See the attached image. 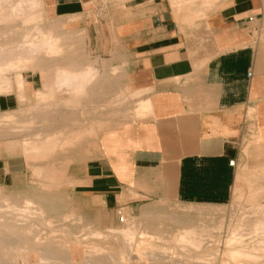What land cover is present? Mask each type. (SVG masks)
I'll return each instance as SVG.
<instances>
[{
	"label": "crops",
	"instance_id": "obj_1",
	"mask_svg": "<svg viewBox=\"0 0 264 264\" xmlns=\"http://www.w3.org/2000/svg\"><path fill=\"white\" fill-rule=\"evenodd\" d=\"M41 2L52 17H83L87 47L120 68L134 98L128 119L70 132L94 135L70 151L62 174L77 209L105 222L118 207L133 213L150 200L229 202L238 163L264 150V0H119L103 13L96 0ZM98 78L97 71L86 93ZM23 80L30 90L43 87L40 105L82 99L66 91L69 97H57L41 74ZM7 94H0L1 112L17 105V94ZM68 114L61 110V122L69 123ZM25 173L22 156L0 152V186Z\"/></svg>",
	"mask_w": 264,
	"mask_h": 264
},
{
	"label": "rangeland",
	"instance_id": "obj_2",
	"mask_svg": "<svg viewBox=\"0 0 264 264\" xmlns=\"http://www.w3.org/2000/svg\"><path fill=\"white\" fill-rule=\"evenodd\" d=\"M184 3L186 2L182 1V4ZM193 3L194 2H192L191 4ZM195 4H197V1L195 2ZM41 8H43L42 2L40 4V9ZM41 12L42 13L39 23L43 27H48L52 23L62 20L68 22L66 23L67 25L63 27V30L57 32L63 37L66 36L64 39L67 41L64 40L63 43L61 42L63 45L62 49L66 51H64V53L61 52L62 54H60L61 57L63 55V58L59 59L58 57L55 58V60L48 59L45 56L40 55L37 59H35L36 64L33 60V65L29 66L30 68L27 67V69L21 71L23 77L32 73L37 78L38 75L41 74L44 80L46 77L45 73L49 75L52 71V67L56 66L57 64L60 65L59 63L72 61L75 62L76 67H82L87 64H81L83 62H92V64L98 71L99 78L97 85L95 86V90H90L88 94L81 97L82 99L78 104L75 102L72 104H63L59 99V102H51L52 104L49 103L48 105L42 104L39 107V103L33 102V100H31L32 102L29 101V103L27 102L24 105L17 101L16 107L12 109V111L15 113V119H11V121L9 119V122L8 119L5 120L7 123H5V121L0 122V152H4L5 154L8 153L10 155H20L25 159L26 162L25 174L20 175L11 184L0 186V205H3L4 203L3 198H10L9 201H14L17 204H22V199L24 197H28L35 202L34 205L36 207L40 206L44 210V214L46 215V217H50L53 221L57 219L55 222L59 224L54 228H57V230H60L61 232L58 231L60 232L58 233L56 232V230V234L53 233L55 234V240L56 236H58L57 242L61 239L63 240L64 238H70L72 241H76L75 244L70 245L71 248L75 249L73 251H75L74 253L76 254L72 259L73 264H84L83 258L86 257V255L91 254V252L89 251V249L91 248H89V246L90 244L92 245V243L98 247L101 246L104 251H97V254L99 253L98 255L93 254V256H90V258L92 257L91 259L98 256L96 257L98 259L99 255H101L99 258L101 261L98 262L97 259H93L91 264H100V262L101 264H234L231 258H226L222 253L223 249L225 248L224 239L226 233L222 229H219V227L213 229L210 234L207 233V230L202 231L199 228H195L196 231L193 234L199 236L201 240L200 247L193 248L190 245L181 246L176 240L173 239L174 233H176L175 231L178 229L176 226L171 224L163 225L159 224L154 219L153 221L142 219L140 217L139 213L140 209L143 208V205L138 211H134L133 213H130L129 210L125 209V220H131L132 223L136 227H138V229L140 228V230H146L150 233L152 232V234L154 232L153 235H162L163 241H158V239L152 240L153 247L157 248L162 243L163 246L168 247V256L170 254L171 256H173L174 254V256L172 257L173 259L170 258L171 256H169V258L168 256L167 258L160 257V255H158L159 251L157 249H153L150 252H148V249H142L143 252H141L137 257L127 255L126 258L124 257L123 259H120L118 256L117 245L120 243L121 236L119 234H111V232L108 231V227L122 228L126 226L125 222L120 221L119 217L116 215V212H114L110 216V219H105V222H103V220L100 219H89L77 209L76 203L73 202L70 194L67 192V182L64 180L62 174H64L65 172V166L68 163V160L66 158L70 154V151L77 146H79L78 148H80L82 143H92L94 135H92V133L87 134L84 130H82L81 133L79 132V135L75 136H72L70 132L78 131L84 126L89 127L91 124V126H93L94 124L93 127L97 128V123H99V127L103 124L100 122H105L106 124L104 127H108V125H110V123L113 121L128 119V117H131L130 111L133 107L134 98L126 96V90L128 87L125 86L124 77L120 68L116 65L107 66L104 60H100L97 56L92 54L90 49L87 47L88 36L85 28L81 24L83 20V17L81 15L72 17H52L46 14L43 9H41ZM29 26L30 25H22L20 22H17L15 28L19 29L21 27V29H24L28 28ZM48 70L50 71L48 72ZM15 75V71H11L9 73V77L13 85L15 82ZM9 94H12L16 97L15 91H12ZM117 94L121 95V100L113 102L112 104H109V102L107 103L109 98L114 97ZM35 103L38 106H36V108H34L36 105ZM27 104H29V106ZM25 105L28 106V108H26ZM63 109H70L73 111V114H68V118L66 117L64 119L65 121L66 119H68V124L64 121L61 122L60 120L61 110ZM1 114L2 112L0 111V115ZM71 117H73L74 119V128L71 127ZM25 123H27V125ZM21 125L25 126V128L24 131L20 130V132L16 129ZM61 125L68 126L62 127ZM14 126L16 127L14 128ZM93 127H91V129ZM99 127L97 129H99ZM35 132L41 133L42 137L39 142L44 141L42 144H39V146L41 145L44 150L42 149L41 151H39L38 155L37 153L30 154L29 152H26L25 148L27 141L31 140L34 137ZM50 134H53V138H57L56 144L54 141V145H56V148H53V142H51V140L54 139L52 138V136H50ZM62 134L64 136H62ZM44 135H47L48 138L51 137V139H47L46 137H44ZM44 138H46L48 142ZM71 140H73V142H71ZM49 141L51 142L52 147L48 145V143L50 144ZM252 141V144L254 145L255 138H252ZM45 142L47 146L44 148V146L46 145ZM63 142L67 143V145L63 144ZM60 143H62L63 146L60 145ZM8 146L11 149H8ZM49 147H51L52 149ZM53 149H55V153H53ZM47 150L48 152L51 151L50 153L52 154H49ZM254 151L255 152L251 160L241 161L238 163L231 198L226 204L186 205L172 200L157 199L147 201V203L144 204V207L157 206L168 213L179 212L187 214L188 212V214L194 217H202L206 218V220L210 218L212 221L216 220L217 222L215 223V225H218L221 217L224 219L231 218L232 222L235 223L238 221H245V219L247 217H250L251 215L250 213L246 212V210L261 208L264 206V150L257 152L254 149ZM47 172H52V174L54 173L55 177H53V175L47 176ZM43 188L44 190L46 188L47 193L43 190ZM55 196H59V198L57 197V199ZM61 205H63V208L60 207ZM208 209L213 210L211 214H204ZM53 214L56 218L53 217ZM66 215L69 221L67 219L66 221L62 220V218H64ZM255 220L250 219L248 220V223H253ZM160 225L163 226L161 227ZM41 226L42 224L37 225V227H39L41 231L44 230L43 232L45 233L42 232L41 235L43 236L44 234L45 236V234L48 233L50 229L48 227L46 228V226L44 225L43 227ZM68 229H70V231ZM94 230L102 231V235L100 238H95L93 236ZM242 232L245 234L243 236L245 242H249L247 244L248 247H255L254 245H257L256 243L261 237V234L251 231L250 226H244ZM66 233H68V235H64ZM105 246L106 249H104ZM257 246L256 248L259 247L260 249V246ZM258 250L254 251L257 252ZM260 251L262 250L260 249L257 253H262L263 256L261 254L259 255L262 257H260V259L258 260L259 262L257 261L259 264L264 260V251ZM106 252L108 254V257L106 255ZM147 253H151L153 255L149 256L147 255ZM35 258V252L30 251L29 259L33 261ZM197 261L199 263H197ZM247 264H252V262H249Z\"/></svg>",
	"mask_w": 264,
	"mask_h": 264
},
{
	"label": "bare ground",
	"instance_id": "obj_3",
	"mask_svg": "<svg viewBox=\"0 0 264 264\" xmlns=\"http://www.w3.org/2000/svg\"><path fill=\"white\" fill-rule=\"evenodd\" d=\"M40 4H41V0H0V94L10 93L13 91V88H14L17 94V100L22 105H24L27 102L29 103V101L31 100H33V102L40 103V100H42L41 96L44 93H42L43 87H41L42 88L41 90L40 89L30 90L29 86L23 80L21 71L24 69H27V67L29 66H32L33 60L35 63V59H37L40 55H43L48 59L55 60V58H58V57L59 59L63 58V55L61 57L60 54L66 51L62 49L63 47L62 43L64 42L65 40L64 38L66 36L63 37L57 32L60 30H63V27L67 25L66 23L68 22L62 20L59 22H54L48 27L41 26L39 21H40V18H41L40 16L42 13L41 9L43 8L40 9ZM17 22H20L22 25H30V26L24 29H21V27L19 29H16L15 25ZM59 64L60 65L57 64L56 66L52 67V71L50 72V74L48 73L49 75L45 73V76L46 75L51 76L52 79H50L49 77L48 79L52 81L55 87V92L59 91V93H56L57 94L56 96L57 97L60 96L64 91L65 94H63V98H64V95H66V97H69V95L72 96L71 93L73 94V96L79 95L80 97L81 95L82 97L84 88L88 86L89 83L91 85L90 81L91 79L93 80V77L95 76L97 72L96 69L89 64H85L82 67H76L75 62H72V61L66 62V63H59ZM50 70H48V72ZM11 71L16 72L14 85L9 77V73ZM45 78L47 80V77ZM46 80L43 82L44 84ZM48 85L50 89H52L53 85L50 86L47 80V83L43 86L45 87ZM90 85L88 87H90ZM47 89L49 90L48 87L45 88V90ZM48 90L43 91V92H46L48 94V98L52 101V98L53 97L56 98V96H54L53 94H49L51 93L52 90L49 93H48ZM65 91L69 92L68 93L69 95L66 94ZM87 93H86V88H85V94ZM49 96L52 98H50ZM60 97L62 98V96ZM48 98L47 100H49ZM55 98L53 100H55ZM54 102L55 101H52V103ZM45 103L47 102H44V104ZM48 103L46 105H48ZM27 105L29 106V104ZM38 105L40 107V104ZM41 105H42V101H41ZM28 106H26V108H28ZM36 106L37 104L35 105V107L34 106L32 107L36 108ZM14 115L15 113L12 110L4 111L0 115V122H4L7 119L9 122V119L10 121L11 119H15ZM5 123L7 122L5 121ZM25 124L27 125V123ZM91 125L89 126L90 128L89 130H91V127L94 126V124L93 126ZM98 125L99 123H97V128L99 127ZM101 126L102 125H100L99 130ZM15 127L16 126H14V128ZM18 128L16 130L24 131L25 126L21 125ZM97 128L94 130L98 131ZM91 131L89 132L90 134L92 133ZM47 135H44V137H46L47 139H51V137L48 138ZM50 136H52L53 138V134L52 135L50 134ZM41 137H42L41 133L35 132L34 137L31 140L27 141V144L25 147L26 152H29L30 154L37 153L38 155L39 151L43 149L41 145L39 146L40 143L42 144L44 142L43 138H42L43 142H39ZM54 137H57V136H54ZM53 139L54 140H51V142H53V148H54L56 146L54 145V141L56 144L57 138H53ZM51 142L50 144L48 143V145L51 146ZM71 142H73V140H71ZM260 142L261 140L257 136L255 138L254 145L258 146ZM63 144L67 145V143H64V142ZM60 145H62V143H60ZM46 146L47 144L44 146V148ZM51 149H48V150H51ZM54 150L55 149L52 150L53 153H55ZM50 152L48 153L52 154ZM46 175L47 176L53 175V177H55V174L54 173L52 174V172H47ZM44 191H46L47 193L46 188ZM55 197L59 198V196H55ZM50 198H49V201H50ZM9 199L3 198L4 203L3 205H0V264H73L72 259H73V256L76 254L74 253L75 251H73L75 249L71 248L70 245L75 244L76 241H72L70 238H64L63 240L61 239L57 242L58 236H56V240H55L56 232L60 231V230H57V228L56 229L54 228L56 225L59 224L55 222L57 219L53 221L50 217H46V215L44 214L45 213L44 210L40 206H37L38 207L37 208L34 205L35 202L28 197H24L22 199L21 201L22 204H17L14 201H9ZM62 206L63 205H61L60 207L63 208ZM212 211H213L212 209H208L206 210L204 214H211ZM246 212L250 213L251 215L250 217H247L245 221L243 222L238 221L235 223V222H232L231 218L224 219L221 217V220H219L218 225L217 224L215 225V223L217 222L216 220H213L215 221L213 222L210 218L206 220V218L194 217L188 214V212L187 214L179 213V212H169L168 213L166 211H163L161 208L157 206L144 207L143 205V208L140 209L139 214L142 219H148V220L154 219L159 224H163V225L171 224V225L176 226L178 229L175 231L176 233H174L173 239L176 240L181 246L190 245L193 248H198L200 247V244H201L200 243L201 240L199 236L196 234H193L196 231L195 228H199L202 231L207 230L208 231L207 233L210 234L213 231V229H216L219 227V229H222L226 233V236L224 239L225 248L222 251L223 255L226 258H231L234 264H247L249 262H252V264H259L258 260L261 257L259 255L260 254L262 255V253L259 254L257 252L260 249L262 250L260 252L264 251V206L261 208L249 209V210H246ZM53 217H55L54 214H53ZM66 219H67V215L64 218H62L63 221H66ZM250 219L251 220L256 219V220L253 223H248V220ZM67 220L69 221V219ZM122 222H125V225H126L125 227H122V228H109L108 227V231L111 232V234H115V235L119 234L121 236L120 243L117 245L118 256L120 259H123L124 257L126 258L127 255H131L132 257H137L141 252H143L142 249L143 250L148 249V252H150L153 249L154 250L157 249L159 251L158 255H160V257L167 258L168 247L163 246L162 243L157 248L153 247L152 240L158 239V241L159 240L163 241L162 235L161 237L160 235H153L154 232L152 234V232L150 233L146 230H140V228L138 229V227H136L132 223L131 220H128V219L125 220V218L122 219ZM40 224H42L41 227H43L44 225L46 226V228L48 227L50 229L48 233L45 234V236L44 234L43 236L41 235L44 230L41 231L39 227H37V225H40ZM244 226L246 227L250 226L251 231L261 234V237L256 243L258 246H260V249L257 245H254V244L253 245L255 247L253 246L251 248L248 247L247 244L249 242H245V240L243 239V236L245 235L242 232ZM147 227H151V226H147ZM68 230L70 231V229ZM64 235H68V233ZM101 235H102L101 230L93 231V236L95 238H100ZM64 237H69V236H64ZM256 246L258 248H256ZM89 248H91L89 249L91 254L86 255V257L83 258L84 260L82 259L84 264H91L93 259L94 260L97 259L96 257L98 256H96L93 259H91L92 257L90 258V256H93V254L96 255L97 251L98 252L104 251L101 246L98 247L94 245L93 243L92 245L90 244ZM104 249H106V246ZM254 250L255 251L258 250V251L255 252ZM30 251L35 252V255H36V258L33 261L29 259ZM106 255L108 257L107 252H106ZM147 255L151 256L153 254L147 253ZM100 256L101 255H99V258ZM169 256H171V254ZM173 256H171L170 258L173 259L172 258ZM99 258L97 259L98 262L101 261ZM197 263L199 262L197 261ZM260 264H264V260L261 261Z\"/></svg>",
	"mask_w": 264,
	"mask_h": 264
},
{
	"label": "built area",
	"instance_id": "obj_4",
	"mask_svg": "<svg viewBox=\"0 0 264 264\" xmlns=\"http://www.w3.org/2000/svg\"><path fill=\"white\" fill-rule=\"evenodd\" d=\"M117 1L119 0H96L95 2L96 13L103 12L106 9L107 5ZM115 212L116 215L119 217L120 221H122V219L126 217L125 208L123 207H118Z\"/></svg>",
	"mask_w": 264,
	"mask_h": 264
}]
</instances>
